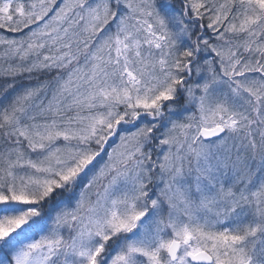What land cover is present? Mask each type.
<instances>
[{"label": "snow or ice", "instance_id": "1", "mask_svg": "<svg viewBox=\"0 0 264 264\" xmlns=\"http://www.w3.org/2000/svg\"><path fill=\"white\" fill-rule=\"evenodd\" d=\"M0 264H264V0H0Z\"/></svg>", "mask_w": 264, "mask_h": 264}]
</instances>
